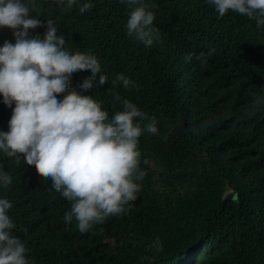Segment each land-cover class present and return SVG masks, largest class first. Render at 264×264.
<instances>
[{
	"label": "trees",
	"instance_id": "16d2710c",
	"mask_svg": "<svg viewBox=\"0 0 264 264\" xmlns=\"http://www.w3.org/2000/svg\"><path fill=\"white\" fill-rule=\"evenodd\" d=\"M32 2L29 18L42 26L30 36L56 21L68 49L91 52L108 78L99 85L97 74L85 91L79 85L91 71H80L71 87L102 102L109 119L127 99L155 117L158 129L138 140L145 175L137 199L85 233L75 218L65 222L71 202L51 179L22 155L17 163L0 152V170L12 179L0 186V198L12 204V234L25 242L32 264H264V28L236 12L220 17L208 0H144L159 29L145 47L127 35L126 0H76L71 9L67 0L65 7ZM87 2L94 7L81 13ZM13 31L0 27V47L15 43ZM121 73L133 87L113 86ZM14 107L0 95V132L9 130ZM229 188L237 194L225 200ZM156 238L160 252L149 247Z\"/></svg>",
	"mask_w": 264,
	"mask_h": 264
},
{
	"label": "clouds",
	"instance_id": "9594fccd",
	"mask_svg": "<svg viewBox=\"0 0 264 264\" xmlns=\"http://www.w3.org/2000/svg\"><path fill=\"white\" fill-rule=\"evenodd\" d=\"M76 0H67L71 9ZM220 17L229 11L255 19L264 28V0H208ZM132 9L126 23L127 35L151 47L159 39L153 27L154 12L144 0H126ZM59 6L65 7L63 0ZM94 5L84 3L79 11H90ZM32 0H0V27L13 31L15 43L5 41L0 47V95L12 107L7 132H0V152L19 163L21 155L37 173L51 179L52 188L71 202L65 213L66 223L73 218L81 233L108 217L125 213L137 193L145 173L139 168L138 140L144 131L156 134L155 117L149 118L134 103L122 101L123 110L109 119L101 103L93 96L81 95L71 87L73 73L91 71L79 87L85 91L108 82L101 74L98 59L91 52L72 53L63 35H57L56 21L48 19L42 36L31 37L29 30L41 27ZM191 53L186 60L192 59ZM203 55V54H201ZM199 59V57H197ZM125 89L134 82L119 74L112 82ZM68 91L63 99L58 95ZM115 100L121 96L116 93ZM139 118V119H137ZM148 123L141 127V121ZM12 183L11 175L0 170V186ZM127 206V207H126ZM12 204L0 198V264H32L25 242L12 234L16 227L7 214ZM150 248L163 250L159 238Z\"/></svg>",
	"mask_w": 264,
	"mask_h": 264
},
{
	"label": "water",
	"instance_id": "95a60500",
	"mask_svg": "<svg viewBox=\"0 0 264 264\" xmlns=\"http://www.w3.org/2000/svg\"><path fill=\"white\" fill-rule=\"evenodd\" d=\"M229 189H231L232 191L231 192H229V191L226 192V194L224 196L225 200H227L228 198L233 197V196H235L237 194V191L233 190L232 188H229Z\"/></svg>",
	"mask_w": 264,
	"mask_h": 264
},
{
	"label": "rangeland",
	"instance_id": "374dc122",
	"mask_svg": "<svg viewBox=\"0 0 264 264\" xmlns=\"http://www.w3.org/2000/svg\"><path fill=\"white\" fill-rule=\"evenodd\" d=\"M150 162H153L152 160ZM229 192H231L232 190L231 189H228ZM191 263H193V261H191Z\"/></svg>",
	"mask_w": 264,
	"mask_h": 264
}]
</instances>
